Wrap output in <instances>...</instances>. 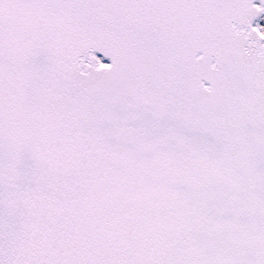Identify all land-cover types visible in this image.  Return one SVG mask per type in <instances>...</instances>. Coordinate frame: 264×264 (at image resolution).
<instances>
[{
    "label": "snow or ice",
    "instance_id": "1",
    "mask_svg": "<svg viewBox=\"0 0 264 264\" xmlns=\"http://www.w3.org/2000/svg\"><path fill=\"white\" fill-rule=\"evenodd\" d=\"M0 264H264V0H0Z\"/></svg>",
    "mask_w": 264,
    "mask_h": 264
}]
</instances>
